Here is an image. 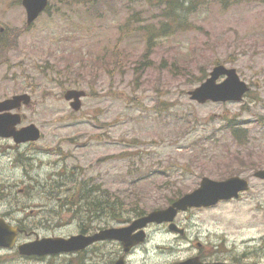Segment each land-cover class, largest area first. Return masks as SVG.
Returning <instances> with one entry per match:
<instances>
[{"label":"rangeland","instance_id":"rangeland-1","mask_svg":"<svg viewBox=\"0 0 264 264\" xmlns=\"http://www.w3.org/2000/svg\"><path fill=\"white\" fill-rule=\"evenodd\" d=\"M99 2L87 12L50 0L47 10L26 27L20 1L0 0V99L28 92L32 102L22 108V125L33 122L42 135L37 149L29 148L39 192L28 183L29 205L16 218L27 214L26 224L39 237H67L85 224L87 210L80 212V206L88 201L66 202L63 208L60 201L83 194V189L117 197L124 208L137 201L147 213L192 191L203 176L221 180L239 175L250 182L239 198L178 213L175 223L186 229V240L165 224H151L146 242L126 264L181 260L193 255L196 243L212 249L218 245L230 250L231 257L244 253L245 262L264 264L259 249L264 181L253 177L254 170L264 169V126L257 122L264 116V0L225 6L198 0L187 25L155 38L144 69L136 68V62L146 36L134 27L125 35L119 26L131 12L140 18L136 25H158L163 21L160 10L132 0ZM216 63L234 67L248 83L250 90L240 102L198 104L189 98L198 77ZM67 88L86 92L78 111L63 99ZM225 117L235 118L246 135L233 137L225 129ZM30 150L25 149L27 154ZM8 162L0 155L4 172ZM60 170L63 176L57 174ZM21 174L18 167L10 177ZM39 203L43 207L31 216ZM96 218V228L120 225L103 214ZM120 250L115 242L105 243L102 257L92 262L111 264ZM67 260L82 263L80 256ZM66 263L63 255L34 261L14 250L0 251V264Z\"/></svg>","mask_w":264,"mask_h":264},{"label":"water","instance_id":"water-1","mask_svg":"<svg viewBox=\"0 0 264 264\" xmlns=\"http://www.w3.org/2000/svg\"><path fill=\"white\" fill-rule=\"evenodd\" d=\"M48 0H22L27 15V24L33 22L39 13L46 7ZM226 77L217 82L220 76ZM248 90L247 84L240 80L235 68H228L222 64L215 65L209 76L198 86L188 91L190 99L199 103L207 100L213 102L240 101ZM85 95L83 90L68 89L64 98L70 102L74 110L81 106L80 98ZM30 96L26 93L17 94L11 98L0 101V136L12 137L16 142L33 141L39 138V129L34 124L16 129L21 122L20 114H12V109L23 104H29ZM254 176L264 179V170H257ZM248 188V182L240 176H231L224 180H213L203 177L199 186L189 193L174 200L163 209L153 210L141 217L134 219L129 225L101 229L92 235L76 234L65 237H43L34 241L25 242L17 246L21 255H49L75 252L96 241L117 240L121 242L123 251L129 250L145 240L144 227L149 223H168L171 231L182 232L173 222L178 211L190 207L210 206L219 200L237 198L240 192ZM17 229L8 225L0 218V247L12 248L15 244ZM114 264H124L120 257ZM171 264H232L226 262L203 263L197 257L187 258Z\"/></svg>","mask_w":264,"mask_h":264},{"label":"trees","instance_id":"trees-1","mask_svg":"<svg viewBox=\"0 0 264 264\" xmlns=\"http://www.w3.org/2000/svg\"><path fill=\"white\" fill-rule=\"evenodd\" d=\"M60 3L66 5H78L81 9H85L87 12H92L97 9L100 4V0H58ZM106 4H108V0H104ZM136 1V3L140 2L143 4H149L161 12V16L163 21L158 25H149L144 24L142 26L136 25L135 23L139 22V17L134 12H131L130 17L123 23V25L119 26L121 32L125 35L131 33L132 29L130 27H134L135 30H141L143 34L146 36V45L145 50L142 51L141 56L136 62V68L144 69L150 64V55H151V47L155 42V38L158 36H167L170 33L174 32L177 29H180L187 25L186 17L191 13H195L197 11L196 5L198 4V0H132ZM221 6H225L229 2L236 3L239 0H217ZM224 3H226L224 5ZM185 21V22H184ZM116 55V53H115ZM118 61V60H117ZM207 76L206 73L202 74L198 77V81L201 82ZM257 122L264 126V116H261L257 119ZM225 129L235 138H239L241 135L245 136L246 129H243L240 123L236 121L235 118L225 117L223 120ZM80 192V189L77 191ZM92 189H88L84 191L82 194H73L71 198L69 197L67 203L69 205L77 204L80 202L81 198L88 201L87 205V217L86 222H93L92 215L99 216L105 215L107 220L116 221L118 223L128 221L130 216H139L143 214L145 211L143 208H140L137 205V201L133 202L128 208H124L123 201L118 199L117 197L108 196L105 192L102 195H93ZM75 196H78L75 198ZM173 199H169L171 202ZM86 225L83 229L87 228Z\"/></svg>","mask_w":264,"mask_h":264},{"label":"flooded vegetation","instance_id":"flooded-vegetation-1","mask_svg":"<svg viewBox=\"0 0 264 264\" xmlns=\"http://www.w3.org/2000/svg\"><path fill=\"white\" fill-rule=\"evenodd\" d=\"M22 108L25 107L19 108L18 112L22 114L23 117L22 119L24 120L25 115L22 113ZM36 142L38 141L16 143L12 138L0 137V155L6 156L9 159L8 165L10 166L6 169L7 171L4 172L2 168L4 165H0V218L7 220L8 223L18 227L19 229L24 230L23 232L18 234V243L34 238L33 236L28 235L29 233H33L34 231L32 230L33 226L29 227L26 224L27 214L25 216H22L20 219H17L16 215H19V213L23 212L24 209L29 205L28 201L30 199L31 192L28 190L29 189L28 183L29 182L32 183L35 194L39 192V190L35 189L36 184H38V182L36 181L37 177H34L35 175L31 173V170L33 169V164L31 161L33 159L32 157L33 152L31 150L37 149V147L35 146ZM30 147L33 148L30 150L29 149ZM25 149L30 150L29 154H27ZM18 167H20L22 174L18 179L12 180V177L10 176H13L12 175L13 170L17 169ZM60 172H63V170H60ZM60 172H58L57 174L60 175ZM42 207H43L42 203L34 205L35 209L31 210L30 213L31 216L35 215V213H38L37 211ZM63 207L64 204L62 205V208ZM84 231H87L86 234L93 233V229H89V228L85 229ZM22 235L24 236V238H20V236ZM177 236L181 240L184 239L186 240L187 232L185 228H184V232ZM99 244L101 243H97L89 248H86L85 250L79 253H74L71 255H63V256L65 257V260L68 263H71L74 259L72 261H68L67 258H70L71 256L74 257L80 256L82 263L93 264L92 261H94L99 257H102V254L99 250ZM194 249L195 251L193 252V256L198 257L201 261L204 262L226 261V262H232L238 264L247 263L244 261L246 258L244 253L238 254L240 255L238 258L237 256L231 257L230 250H226L223 248L220 249L218 245L214 246V249H212V247L209 248L208 246L203 245L201 243H196ZM259 249H260V253L264 256V236L259 238ZM14 252H16L15 249ZM45 258H49V257L43 258V257L31 256V257H27L26 259L42 260ZM260 261H262V258L260 259Z\"/></svg>","mask_w":264,"mask_h":264}]
</instances>
